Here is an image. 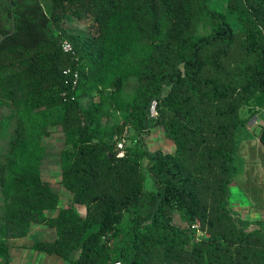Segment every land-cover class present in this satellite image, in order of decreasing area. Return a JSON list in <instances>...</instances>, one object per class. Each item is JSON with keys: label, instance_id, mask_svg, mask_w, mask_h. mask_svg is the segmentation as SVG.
Listing matches in <instances>:
<instances>
[{"label": "trees", "instance_id": "obj_1", "mask_svg": "<svg viewBox=\"0 0 264 264\" xmlns=\"http://www.w3.org/2000/svg\"><path fill=\"white\" fill-rule=\"evenodd\" d=\"M8 1L13 28L0 11V87L22 117L0 177V257L8 261L5 240L24 238L57 204L30 178L45 153L46 111L62 106L63 184L73 206L55 219L57 238L34 251L65 264H264V231L247 227L229 204L240 111L264 94V0H228L240 30L210 10L212 0H51L50 14L37 0ZM68 15L86 18L93 33H68ZM205 23L211 29L202 32ZM65 40L75 55L63 50ZM13 65L23 71L12 74ZM68 69L79 73L75 89ZM131 78L138 86L126 100ZM90 96L98 100L84 108L80 99ZM115 111L123 123L105 126ZM154 126L173 153L147 150ZM124 128L136 149L118 157L112 139ZM258 137L264 146V124Z\"/></svg>", "mask_w": 264, "mask_h": 264}, {"label": "rangeland", "instance_id": "obj_2", "mask_svg": "<svg viewBox=\"0 0 264 264\" xmlns=\"http://www.w3.org/2000/svg\"><path fill=\"white\" fill-rule=\"evenodd\" d=\"M43 10L50 14L51 0H37ZM228 0H212L209 8L212 11L226 13L231 25L235 30L241 27L236 16L230 14L227 9ZM0 11L3 24L7 29L13 28V19L9 15L10 4L8 0H0ZM63 28L74 35H91L89 21L86 18L80 19L68 15L63 21ZM209 24L202 25V32L210 30ZM52 34L57 33L51 28ZM21 65L10 67L12 74L21 73ZM138 86L135 78H131L125 88V99L130 100ZM3 87H0V177L2 166L8 162L10 153V141L14 131L21 120L20 111L13 102L5 95ZM81 105L87 108L92 102L97 101V96L82 97ZM49 136L42 141L45 153L41 161L38 177H31L34 183H40L42 188L49 190L55 195L56 205L40 212L36 220L31 224L27 235L24 238L5 240L8 248V261L0 257V264H65L61 258L50 256L34 251L31 247L39 241H54L58 235V228L54 223L61 210L73 206V195L63 184L64 172L67 162L64 152L68 149L66 137L59 120L62 118L63 107L58 106L48 110ZM243 124L238 128L235 141V154L233 162V182L230 188V209L234 215L247 227H260L264 231V146L259 141V132L264 124V94L258 93L255 98L248 101L240 111ZM105 126L123 123V113L113 112L111 116L103 119ZM136 136L134 132L124 130L114 133L113 142L115 150L123 145L124 154L130 149H136ZM146 148L150 152L162 151L173 153L174 142L167 137L164 128L154 126L150 135L145 139ZM72 153L75 148L70 149ZM148 159L141 162L142 175L148 191L153 189L152 180L147 171ZM7 176V173H5ZM6 206V195L0 184V214ZM82 213L84 211L80 209ZM179 224H182L179 222ZM198 237L200 234L198 232Z\"/></svg>", "mask_w": 264, "mask_h": 264}, {"label": "built area", "instance_id": "obj_3", "mask_svg": "<svg viewBox=\"0 0 264 264\" xmlns=\"http://www.w3.org/2000/svg\"><path fill=\"white\" fill-rule=\"evenodd\" d=\"M62 47H63V50H64L65 52L72 53V54H74V55L76 54V52H75V50H74L72 44H71L69 41H67V40L63 41V43H62ZM66 73H67V74H69V73H73V77H74L73 88L75 89L76 86H77V80H78V78H79V73H78L77 71L73 72L71 69H68V70L66 71ZM149 115H150V118H151V119H156V118H158L159 113H158V103H157V101H153V102H152L151 107H150V111H149ZM118 152H119L118 157H123V156L125 155L124 152H123V145H122V144L119 145ZM193 228H194V229H198V228H199V224H195V225L193 226Z\"/></svg>", "mask_w": 264, "mask_h": 264}]
</instances>
